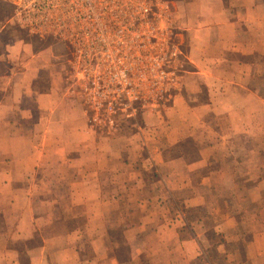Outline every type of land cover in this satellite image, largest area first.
Returning <instances> with one entry per match:
<instances>
[{
    "label": "crops",
    "instance_id": "obj_1",
    "mask_svg": "<svg viewBox=\"0 0 264 264\" xmlns=\"http://www.w3.org/2000/svg\"><path fill=\"white\" fill-rule=\"evenodd\" d=\"M169 2L194 85L209 97L177 96L163 119L122 138V149L109 139L86 147L84 107L53 86L37 89L22 47L12 55L0 40V264H264L263 171L247 166L246 153L259 141L223 133L209 141L198 131L211 112L264 101V55L250 58L264 54V0ZM238 92L241 104L216 110V95ZM208 197L222 238L211 250L204 217L188 215ZM248 206L263 216L250 211L245 221ZM246 223L263 228L238 232Z\"/></svg>",
    "mask_w": 264,
    "mask_h": 264
},
{
    "label": "rangeland",
    "instance_id": "obj_2",
    "mask_svg": "<svg viewBox=\"0 0 264 264\" xmlns=\"http://www.w3.org/2000/svg\"><path fill=\"white\" fill-rule=\"evenodd\" d=\"M152 4L153 11L145 20L131 15L120 17L119 23L123 25L135 24L131 31H64L50 23L30 28L16 17L14 0H0V28L6 27L0 40L10 45L12 55L17 51L16 44L22 47L18 50L29 59L28 71L35 77L37 89L48 90L53 86L84 107L83 130L88 148L93 146L94 140L109 139L106 140L108 146L122 149V138L139 132L152 119H157L159 113L163 119L177 96L194 94L192 97L185 95L191 103H200L209 97L200 86L194 85L195 75L190 73L194 66L188 59L189 44L184 39L183 28L175 22L174 6L169 0H152ZM104 19L111 21L113 17ZM34 53L36 57L32 58ZM250 55L252 60L262 61L260 56L264 54ZM14 63L17 68L23 67L18 59ZM260 85L264 94V81H260ZM214 99L216 110L242 102L239 92L236 98L216 95ZM248 105L246 110L209 113L206 126H200L198 131L209 141L219 139L222 133L234 136L236 142L242 137L257 138L258 143H247L246 153L251 156L247 166L261 167L264 179V101L250 100ZM176 115L173 121L180 118V113ZM164 120L169 121L168 118ZM165 121L161 127L162 136L168 133ZM113 139L115 141H111ZM255 150L260 154H254ZM227 178L234 177L228 175ZM205 203L206 206L189 208L188 215L192 220L204 217L205 247L211 250L222 238L214 228L215 213L208 214V205L215 202L208 197ZM250 211L263 216L257 206L252 209L248 206L246 211H241L245 221L252 215ZM254 227L256 230L263 228L260 224L246 223L241 224L238 232ZM119 244L120 257L126 256L127 247L121 237Z\"/></svg>",
    "mask_w": 264,
    "mask_h": 264
},
{
    "label": "built area",
    "instance_id": "obj_3",
    "mask_svg": "<svg viewBox=\"0 0 264 264\" xmlns=\"http://www.w3.org/2000/svg\"><path fill=\"white\" fill-rule=\"evenodd\" d=\"M14 4L16 17L30 28L50 23L64 31H131L135 24L123 25L120 17L145 20L153 11L152 0H14ZM109 16L113 19L106 21Z\"/></svg>",
    "mask_w": 264,
    "mask_h": 264
}]
</instances>
